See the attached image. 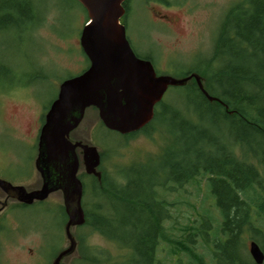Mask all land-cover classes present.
<instances>
[{"label":"rangeland","instance_id":"obj_1","mask_svg":"<svg viewBox=\"0 0 264 264\" xmlns=\"http://www.w3.org/2000/svg\"><path fill=\"white\" fill-rule=\"evenodd\" d=\"M243 1L127 0L126 36L134 50L150 54L159 73L180 77L172 70L201 63L211 51L217 26L226 10ZM19 2L24 4L19 12L0 7V166L2 163L7 166L1 171L4 175L21 176L30 186L38 187L40 176L34 168V159L41 115L55 98L60 82L87 65L78 41L87 16L75 0ZM165 14L171 15L173 24L166 23L162 16ZM27 23L33 25L28 27ZM203 77L206 80L204 74ZM178 91L170 86L162 98L184 115V107L179 103L183 95ZM187 114L184 116L188 117ZM72 135L97 147L102 155L98 169L107 183L122 184L124 171L130 167L157 170L162 155L173 145L172 134L162 120L151 121L147 132L137 131L122 138L119 133L104 128L94 107L85 109ZM81 172L82 165L78 174ZM150 172H146L149 176L145 175V180L157 183L154 194L167 208L163 213L165 238L158 245L157 263L187 264L190 258L184 249L188 246L209 264L210 235L194 236L190 230L192 220H203L205 214L211 217V228L219 219L204 179L198 177L177 185L167 183L162 171L154 178ZM146 191L143 189L140 194ZM16 205L10 204L3 211L0 264H51L56 253L68 243L63 231L66 219L61 193L53 192L43 201L26 207L16 209ZM194 221L198 228L208 226H199ZM86 230L72 228L76 249L63 264H73V256L81 250L88 256L96 253L101 264H133L129 247ZM250 241V236L245 234L243 254L248 257Z\"/></svg>","mask_w":264,"mask_h":264},{"label":"trees","instance_id":"obj_2","mask_svg":"<svg viewBox=\"0 0 264 264\" xmlns=\"http://www.w3.org/2000/svg\"><path fill=\"white\" fill-rule=\"evenodd\" d=\"M22 5L19 0L0 3L1 8L17 12ZM172 71L181 76L197 73L204 89L218 100H208L194 80L174 86L183 95L179 103L188 117L164 99L156 103L152 121L162 120L173 137L157 170L130 167L124 171L122 184L105 182L102 173L100 179L78 174L84 222L77 227L129 247L133 264H158L167 208L154 194L157 183L145 180L146 172L151 171L154 178L162 171L167 183L177 185L200 177L214 198L219 219L211 228V217L205 214L203 220H192L190 230L194 236L210 235L209 264H255L243 253L245 234L264 253V0L230 6L217 26L209 55L201 63ZM150 123L137 131L147 132ZM135 132L120 135L124 138ZM143 189L147 191L141 195ZM63 216L66 219L64 212ZM194 220L208 226L198 228ZM184 250L190 258L187 264H205L193 248ZM74 258L73 264L102 262L96 253L88 256L83 250Z\"/></svg>","mask_w":264,"mask_h":264},{"label":"water","instance_id":"obj_3","mask_svg":"<svg viewBox=\"0 0 264 264\" xmlns=\"http://www.w3.org/2000/svg\"><path fill=\"white\" fill-rule=\"evenodd\" d=\"M76 1L87 16L78 41L88 65L60 82L55 98L43 115L34 160L40 185L28 190L0 179L7 192L11 191L18 201L26 204L43 200L54 191L61 193L66 214L63 230L68 243L51 264H61L62 258L73 254L76 240L71 228L84 222L79 167L82 165L85 173L97 179L101 176L97 169L100 163L97 147L69 138L87 107L97 109L105 128L127 134L152 120L154 107L169 86L183 85L193 78L208 100H218L204 89L197 73L181 77L157 74L150 60L133 52L120 21L126 0ZM248 253L255 264L263 262L264 253L253 240L248 244Z\"/></svg>","mask_w":264,"mask_h":264},{"label":"flooded vegetation","instance_id":"obj_4","mask_svg":"<svg viewBox=\"0 0 264 264\" xmlns=\"http://www.w3.org/2000/svg\"><path fill=\"white\" fill-rule=\"evenodd\" d=\"M127 12H128V7H127V5L125 4V6H124V14H123V16H122V18H121V21L123 22V24H124V26H125V32H126V23H125V17H126V15H127ZM163 17H164V19H165V21H166V23H168V24H173L174 23V21H173V19H172V17H171V15H167V14H165V15H162ZM127 37V36H126ZM127 40H128V37H127ZM128 42H129V44H130V40H128ZM130 47H131V49L133 50V52L138 56V57H140V58H143V59H148V60H150V62L153 64V62H152V60H151V58H150V54L149 53H143V52H140V51H136V49L134 50L133 48H132V45L130 44ZM153 66H154V64H153ZM154 68H155V66H154ZM155 72L158 74L159 72L157 71V69L155 68ZM169 74V73H168ZM42 122L43 121H41L40 120V123L42 124ZM41 124H40V126H41ZM40 128V127H39ZM76 129V128H75ZM74 129V130H75ZM74 130L69 134V138L71 139V140H80V139H77V138H75V137H73V132H74ZM36 138V137H35ZM80 141H82V142H86V141H83V140H80ZM100 154V163H99V165H98V167L101 165V158H102V155H101V153H99ZM36 157V156H35ZM32 160V159H31ZM35 160V159H34ZM2 165L3 166H0V179H2V180H5V181H7V182H9L11 185H23L26 189H28V190H30V189H34V188H36V187H33V186H30L28 183H26L23 179L24 178H19V177H21V176H19V177H14V176H7V175H4L2 172H3V170L4 169H6V167L7 166H5V164L4 163H2ZM98 167H97V169H98ZM34 168H35V165H34ZM2 171V172H1ZM100 171V170H99ZM101 173V172H100ZM40 182H41V179H40ZM3 184L0 182V227L2 226V223H5V219H4V214H3V211H4V209L7 207V206H9L10 204H17L16 205V209L18 208V207H26V206H28V205H31L32 203H34V202H36V201H33L32 203H30V204H26V203H23V202H21V201H18L14 196H13V194H11V191H9V192H7L4 188H3ZM56 192V191H55ZM63 206V205H62ZM63 211H64V207H63ZM64 214H65V212H64ZM65 216H66V214H65ZM66 218V217H65ZM66 221V220H65ZM0 230H1V228H0ZM61 250V249H60ZM59 250V251H60ZM58 251V252H59ZM57 252V253H58ZM56 253V254H57ZM72 255V254H71ZM70 256V255H69ZM55 257V256H54ZM53 257V258H54ZM68 256H66V257H64V258H62V260H61V264H63L62 263V261L65 259V258H67Z\"/></svg>","mask_w":264,"mask_h":264}]
</instances>
